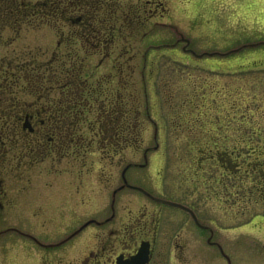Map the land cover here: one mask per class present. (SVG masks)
Listing matches in <instances>:
<instances>
[{
    "label": "rangeland",
    "instance_id": "1",
    "mask_svg": "<svg viewBox=\"0 0 264 264\" xmlns=\"http://www.w3.org/2000/svg\"><path fill=\"white\" fill-rule=\"evenodd\" d=\"M38 1L0 0V7L14 4L24 7L27 3ZM98 1L122 4L130 0ZM166 1L171 19L162 22L173 25L189 41L188 48L194 53L212 55L199 59L179 53L170 58L161 56L156 63L171 64L176 69L154 73L146 70L143 73L150 105L161 95L170 96L174 109L157 106L156 113L152 112L159 128L155 141L152 137L153 126L145 119L140 120L144 130L140 136L143 148H150L151 151L147 153V166L144 169H131L129 178L134 183H141L155 196L190 207L198 221L212 231L211 240L219 243L231 264H264V193L258 195L248 192L249 187L257 181V174L251 173L249 167H255L257 159L264 160V156L250 154L251 150L264 149V0ZM39 19L23 18L17 23L12 20L10 25L1 27L3 45L8 37H14L15 40L6 47L0 46V59H15V63L30 61L34 65L32 74L41 76V69L51 60L58 42H61L59 53H66L67 47L61 45V36L64 34L65 37L73 31V27L61 22L42 25ZM152 28L153 35L143 42L139 35H132V38L118 44V48L132 49L129 54L139 52L132 62L137 68L131 80L135 82L134 89L140 93V103L143 101L140 71L143 51L149 44L174 41L169 28ZM234 50L237 51L231 52ZM215 52L220 55L215 56ZM163 53L167 52L158 54ZM99 58L93 57L90 63L96 64ZM70 61L64 56L66 65ZM48 70L49 75L50 68ZM105 71V68L97 71L92 80L94 77L100 79L106 76L108 73ZM18 96L26 98L24 93H18ZM155 142L158 149L152 151ZM238 155L239 158L232 163ZM99 156L100 152H94L86 158L95 161L94 170L89 175L84 174L88 168L80 166V162L76 161L77 164L71 166V157L65 158L61 164L51 163L49 159L33 164L31 171H26L27 166L20 169L23 176L30 177L32 192L35 189L43 192L46 190H43L45 182L51 180L57 183L62 179L72 180L70 187L74 190L68 191V201L64 206L79 210L73 215L67 212L57 218L47 211L43 213L35 210L33 213L39 214L37 219L43 221L44 230L50 232L60 229L63 231L62 239L85 219H98L105 213L109 196L105 180L112 176V185H116L119 170L113 167L112 175L109 174V168L102 170L103 166L98 163ZM122 158L125 163H143L141 152L129 150ZM247 172L249 174L246 176ZM26 185L23 181L17 184L18 187ZM139 197L131 190H124L118 197V206L132 213L139 207L149 210L154 208L146 199ZM49 200L51 202L41 200L40 203L42 206L54 203V199ZM88 206H94V210H88ZM18 207L22 208V205L19 203ZM176 213H173L175 224L187 221L192 224V228L172 227L176 239L182 244L186 243L185 254L180 255L174 264H227L219 251L207 244L209 233L199 232L188 217L184 221V215ZM4 214L2 218L5 223L12 224L11 216ZM50 216L52 218L49 221ZM14 220V224L22 229H30L32 222L36 223L24 212L16 214ZM85 235H78L69 245H78ZM15 245L23 252L21 250L19 253V261L9 264H26L28 259L31 261L33 245L24 241H15ZM1 252L0 249V257Z\"/></svg>",
    "mask_w": 264,
    "mask_h": 264
},
{
    "label": "flooded vegetation",
    "instance_id": "2",
    "mask_svg": "<svg viewBox=\"0 0 264 264\" xmlns=\"http://www.w3.org/2000/svg\"><path fill=\"white\" fill-rule=\"evenodd\" d=\"M96 1L40 0L24 7L15 4L0 7V29L10 25L12 20L17 23L33 17H39L42 25L61 22L73 27L65 37L64 34L61 36V45L67 47L66 53H59L61 42H58L51 60L41 69V76L32 74L34 65L30 61L15 63V59H0V258H6L4 261L0 259V264L20 260L19 253L23 249L16 248L15 241L29 242L34 247L31 261L28 259L26 264H174L180 255L185 254L186 243L176 239L172 227L192 228L187 221L175 224L173 213L176 212L184 215V221L188 217L199 232H208L209 237H213L207 226L194 221L190 207L181 203L178 204L185 208L166 205L161 200H169L153 195L141 183H134L129 178L131 169L147 166V153L151 151L143 148L140 136L144 130L140 120L145 119L153 126L155 141L159 128L152 112L156 113L157 106L174 109L170 96L161 95L150 105L143 73L146 70L154 73L176 69L171 64L156 63L161 56L170 58L179 53L199 59L210 55L194 53L188 48L189 41L173 25L162 22L171 19L166 0H130L122 4ZM157 26L169 28L174 41L149 44L143 51L140 68L143 101L140 103V93L134 89L135 82L131 80L137 68L132 62L139 52L129 54L132 49L118 48V44L138 35L143 42L153 35L150 28ZM14 40V37H8L5 47ZM3 42L0 33V46ZM161 51L167 53L158 54ZM64 56L71 60L68 65L64 63ZM95 56H100L96 64L90 63ZM105 61H109L108 64ZM49 68L51 73L48 75ZM104 68L108 74L92 80L95 73ZM18 93L26 94V98ZM156 149L158 144L155 142L152 151ZM129 150L141 152L143 163H125L122 157ZM94 152H100L98 163L103 166L102 170L107 167L112 175V168H118V183L112 185V176L105 180L109 196L104 214L98 219H85L61 239L63 231L44 230L43 221L37 219L39 214L33 212L47 211L56 218L67 212L75 214L78 208L70 210L64 206L68 191L74 190L70 187L72 180L62 179L58 183L51 180L43 186L47 192L36 189L32 192L30 177L23 176L20 169L27 166L26 171H31L33 164L49 159L51 163L61 164L65 158L71 157V166L80 162V166L88 168L83 173L89 175L94 170L95 161L86 158ZM238 158L239 155L236 160ZM22 181L27 185L18 187ZM124 190H131L140 196L138 199H146L154 208L139 207L134 213L119 208L118 197ZM50 198L54 203L42 206L40 201L51 202ZM69 200L73 203L70 196ZM19 203L22 208L18 207ZM87 208L94 210V206ZM23 212L36 221L32 222L30 229L14 224L16 214ZM4 213L11 216L12 224L5 223ZM80 234H86L82 241L78 245H69ZM206 242L221 254L219 243Z\"/></svg>",
    "mask_w": 264,
    "mask_h": 264
},
{
    "label": "trees",
    "instance_id": "3",
    "mask_svg": "<svg viewBox=\"0 0 264 264\" xmlns=\"http://www.w3.org/2000/svg\"><path fill=\"white\" fill-rule=\"evenodd\" d=\"M129 122L131 123L132 120H129ZM134 138H138V136L134 137ZM250 154L262 157V156H264V149H262V150H260V149L251 150ZM235 161H236V159L234 158L232 160V163H234ZM255 163L257 165H255V167H253V165H250L251 167H249V169L251 170V173H253L255 175L257 174V181H256V183H253L249 187V191L248 192H254V193L258 194V195H262L264 193V160L260 161L259 159H257V161ZM248 174L249 173L247 172L245 175L247 176ZM261 179H263V181H261ZM244 190L245 189H242V191H244ZM244 192H246V191H244Z\"/></svg>",
    "mask_w": 264,
    "mask_h": 264
},
{
    "label": "water",
    "instance_id": "4",
    "mask_svg": "<svg viewBox=\"0 0 264 264\" xmlns=\"http://www.w3.org/2000/svg\"><path fill=\"white\" fill-rule=\"evenodd\" d=\"M236 51H237V50H234V51H231V52H236ZM216 54H217V53H216ZM210 55H211V54H210ZM161 202L164 203V204H166V205H171V206H175V207L185 208V207L182 206L181 204H177V203H173V202H169V201H162V200H161ZM192 216H193V219L195 220V222L198 223L197 220H196V217L194 216V214H192ZM211 238H212V236H210V237L208 238V240H207L209 244H213V243H210ZM220 250H221V254H222V256L225 258L227 264H231V263H230V259H229V258L223 253L222 248H220Z\"/></svg>",
    "mask_w": 264,
    "mask_h": 264
}]
</instances>
